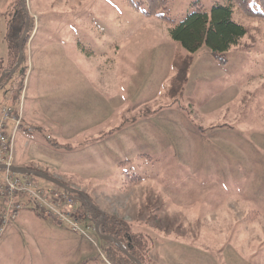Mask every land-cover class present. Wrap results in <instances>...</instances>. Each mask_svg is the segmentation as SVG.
<instances>
[{
	"label": "rangeland",
	"instance_id": "374dc122",
	"mask_svg": "<svg viewBox=\"0 0 264 264\" xmlns=\"http://www.w3.org/2000/svg\"><path fill=\"white\" fill-rule=\"evenodd\" d=\"M127 1L26 0L25 64L31 53L38 64L29 94L44 92L42 117L53 126L22 153L19 133L15 154L47 162L105 215L126 221L144 264H264V19L234 11L249 29L242 43L253 47H233L222 63L207 45L187 52L161 18L145 14L146 3L136 10ZM194 1L168 0L161 13L181 20ZM200 1L208 12L226 3ZM21 23L22 35L20 0H0V76L12 69L7 36ZM30 68L3 80L0 110L13 86L26 97ZM73 197L89 217L82 226H92L96 215ZM25 202L0 233V264H115L95 230L85 237Z\"/></svg>",
	"mask_w": 264,
	"mask_h": 264
},
{
	"label": "trees",
	"instance_id": "16d2710c",
	"mask_svg": "<svg viewBox=\"0 0 264 264\" xmlns=\"http://www.w3.org/2000/svg\"><path fill=\"white\" fill-rule=\"evenodd\" d=\"M225 1V4H215L210 12L206 10L205 5L200 0L194 1L192 3L193 11L186 14L181 20H175L161 13V10L167 9L168 0H144V2L128 0L127 2L136 10H141V5L146 3L147 10L144 11L145 14L161 18L167 24L171 37L179 42L187 52L194 53L203 45H207L215 56L222 63H225L227 61L226 54L233 47L241 46L246 49H251L253 47L252 44L242 43L243 39L248 36L249 29L247 26L234 19V11L238 9L246 16L264 19V0ZM21 26L22 23L16 28L15 33L10 32L7 36L10 56L14 54L13 56L15 57L13 58L14 61L12 60L13 65H11V68L16 64L19 56L18 45L22 31ZM30 37L31 29H29L26 36L24 47L29 42ZM25 56L24 53L23 62L18 69L20 72H23L24 69V73L22 74H25ZM22 88L23 85H18V94L21 93ZM124 176L131 181L142 180L140 176H136L135 174L130 175L127 172L124 173ZM73 195L81 200V206L83 208L96 215L95 218L98 221L101 217L100 212L89 205L82 196L78 194ZM100 231L102 234L116 237L131 255L141 260L144 264L143 259L136 251L138 246L136 244L138 242L137 237L130 234V227L126 221L118 219L115 216L105 215L104 221L100 226ZM107 242L110 243L108 247L109 258L115 264H137L134 260L130 259L117 244L110 241Z\"/></svg>",
	"mask_w": 264,
	"mask_h": 264
},
{
	"label": "built area",
	"instance_id": "2783aa9c",
	"mask_svg": "<svg viewBox=\"0 0 264 264\" xmlns=\"http://www.w3.org/2000/svg\"><path fill=\"white\" fill-rule=\"evenodd\" d=\"M23 88L18 102L4 104L0 110V165L5 168L0 178V233L10 221L16 219L19 210L31 203L36 211L44 217L54 218L59 222L66 223L74 232L88 237V230H95L94 224L82 226L81 221L89 217L77 203L72 193L65 190L63 193L53 189L40 188L29 174H17L11 170L14 166L16 138L26 129L33 132V127L24 125V99ZM21 196L23 199L16 200ZM25 198V199H24Z\"/></svg>",
	"mask_w": 264,
	"mask_h": 264
},
{
	"label": "crops",
	"instance_id": "0c3cea01",
	"mask_svg": "<svg viewBox=\"0 0 264 264\" xmlns=\"http://www.w3.org/2000/svg\"><path fill=\"white\" fill-rule=\"evenodd\" d=\"M80 46H82V44L80 43ZM83 50L85 55L83 54V56L81 58H87V60H90L93 57V53L88 51V49H84L83 46ZM11 57V56H10ZM27 63L26 65H30L31 68L30 70H32L31 74H30V79L28 82V88H27V95L25 97L24 100V113H25V118H24V125L28 126V127H33L35 128L33 132H27L26 129H23L20 134L22 135V141L21 144H19V151L22 153L25 150V145H29V138L31 135H33L36 131H38V129L40 131H45L47 128L51 127L52 128V124H50V122H47L46 120H44V118L42 116H44L45 114V109L44 107L41 105V99L38 100V97L41 95H45L44 92L42 90L33 92V94H29L30 91H32L33 89L31 88V81H32V73L34 71V69L37 67V63L36 60L34 59L33 54L31 53V56L29 54H27ZM108 59V63H109ZM79 66V63H78ZM11 67V66H10ZM40 67H41V63H40ZM10 69V68H9ZM16 87L13 86V89H11V93L8 95V98H11V103H3L2 106L4 104H15L16 102H18L19 98H20V94H16ZM1 106V107H2ZM48 110L50 111V113L52 114V111L48 108ZM29 135V136H28ZM51 145V144H50ZM48 147H51V146ZM16 147V146H15ZM144 154V155H143ZM141 157L147 156L150 159L153 158L151 154L148 153H140L139 154ZM27 156V152H25L23 154V157H19V153H17V155L15 154V166H20V167H25L28 168L30 170H35V171H41L44 172L50 176H53L55 178H57L58 180H62L58 177V175L56 173H50L51 171H48L50 169H48L49 167L46 166L45 161H34L32 159H30ZM18 160V162H17ZM43 166H46V169H43ZM37 176V175H36ZM69 187L72 188H76V186H78L77 184H73V185H67Z\"/></svg>",
	"mask_w": 264,
	"mask_h": 264
},
{
	"label": "water",
	"instance_id": "95a60500",
	"mask_svg": "<svg viewBox=\"0 0 264 264\" xmlns=\"http://www.w3.org/2000/svg\"><path fill=\"white\" fill-rule=\"evenodd\" d=\"M21 5L26 13V24H25V28L23 30V33L20 37L19 40V45H18V52H19V56L17 59V62L15 64V66L10 69L7 70L5 72H3V74L0 76V87L3 83V80L7 77L8 80H10L12 78V76L16 73V71L19 69V67L21 66L23 59H24V51H23V47H24V42L26 39V36L28 34V30H29V22H30V16L27 10V6H26V0H20ZM0 168H5V166L0 165ZM11 170H13L15 173L17 174H29V175H38L41 176L43 178H45L48 181H51L57 185H59L60 187H62L63 189L69 191L72 194H78L80 196H82L84 198V200L91 205L95 210H97L98 212H100L101 217L99 218V220L95 223V232L105 241H110V242H114L115 244H117L122 250L123 252L132 260H134L137 264H143V262L141 260H139L138 258H136L135 256L131 255L127 249L123 246V244L120 242V240H118L116 237L112 236V235H105L102 234L100 231V226L102 224V222L104 221L105 218V213L100 210V208L94 204L86 195L84 192H82L81 190H78L76 188H72L67 186L66 184H64L63 182H61L60 180H58L57 178L50 176L44 172L41 171H35V170H30L28 168L25 167H20V166H12Z\"/></svg>",
	"mask_w": 264,
	"mask_h": 264
}]
</instances>
